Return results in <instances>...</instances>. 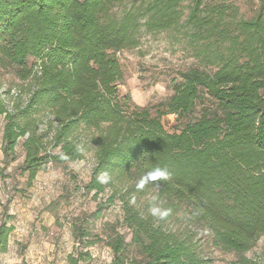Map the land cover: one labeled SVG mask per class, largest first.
Instances as JSON below:
<instances>
[{"label":"trees","instance_id":"obj_1","mask_svg":"<svg viewBox=\"0 0 264 264\" xmlns=\"http://www.w3.org/2000/svg\"><path fill=\"white\" fill-rule=\"evenodd\" d=\"M124 1L0 0V70L27 83L25 98L22 88L0 92L4 160L15 159L21 141L30 183L48 163L80 160L91 151L94 163L81 187L105 196L107 205L120 200L137 250L132 264H208L188 236L164 228L179 206L214 247L235 256L229 264H259L245 253L264 234V0L249 18L224 3L192 1L183 25L195 62L154 114L118 93L115 52L136 47L141 26L175 27L179 0H150L143 9L111 15ZM203 96L211 104L198 118L179 132L163 128L162 115L187 116ZM152 189L164 201L157 217L134 205ZM12 229L0 219V253ZM80 231L84 246L95 243ZM106 239L111 264H123V235ZM70 264L77 259L70 257Z\"/></svg>","mask_w":264,"mask_h":264},{"label":"rangeland","instance_id":"obj_2","mask_svg":"<svg viewBox=\"0 0 264 264\" xmlns=\"http://www.w3.org/2000/svg\"><path fill=\"white\" fill-rule=\"evenodd\" d=\"M149 1L127 0L112 6L109 12L119 17L132 7L145 8ZM192 1L179 0L181 20L175 27L149 31L141 26L138 45L115 52L122 70L118 93L129 96L134 105L149 108L153 114L157 105L172 94L173 84L180 81V72L195 62L189 45V29L183 25ZM206 3L236 7L238 16L249 18L256 12L259 0H203V5ZM31 63L30 59L28 65ZM26 84L12 71L0 70V92L12 93L22 88V97L25 98ZM209 104L211 99L203 96L187 116L162 115L163 128L167 132H179L185 123L198 118L202 108ZM3 124L4 117L0 115V144ZM15 154V159L8 162L0 149L3 174L0 176V219H7L13 226L6 251L0 253V264H70V257L76 258L77 264H111L113 253L105 242L114 232L122 234L127 243L123 264H132L137 250L130 242L129 229L122 222L120 200L107 205L105 196L95 197L81 187L89 180L94 163L91 151H86L80 160L65 164L48 163L36 172L30 183L22 167L21 141ZM155 194L152 189L135 200L134 205L140 213L155 212L154 217L162 215L160 208L164 201L157 200ZM99 209L100 213L95 217L93 212ZM164 228L178 236H188L208 264H229L235 257L231 252L214 247L204 228L189 224L183 206L171 213ZM81 229L89 234L85 240H93V245L84 246L78 241ZM96 235L100 239H95ZM245 255L259 264L264 263V234Z\"/></svg>","mask_w":264,"mask_h":264},{"label":"clouds","instance_id":"obj_3","mask_svg":"<svg viewBox=\"0 0 264 264\" xmlns=\"http://www.w3.org/2000/svg\"><path fill=\"white\" fill-rule=\"evenodd\" d=\"M156 176H157V177L165 176V173H164V172H159V171H158V172L156 173ZM100 179H101L102 181H107L108 177L105 175V176L100 177Z\"/></svg>","mask_w":264,"mask_h":264}]
</instances>
